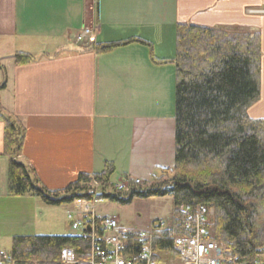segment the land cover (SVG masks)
<instances>
[{
    "label": "crops",
    "instance_id": "1",
    "mask_svg": "<svg viewBox=\"0 0 264 264\" xmlns=\"http://www.w3.org/2000/svg\"><path fill=\"white\" fill-rule=\"evenodd\" d=\"M179 24L260 35V99L248 115L264 119V0H0V112L20 123L19 159L47 190L100 173L105 163L116 181L146 185L173 167L170 61ZM84 26L97 28L96 44L118 45L106 53L78 49ZM16 53L33 60L17 66ZM4 129L0 118V242L29 235L21 225L44 205L11 196Z\"/></svg>",
    "mask_w": 264,
    "mask_h": 264
},
{
    "label": "trees",
    "instance_id": "2",
    "mask_svg": "<svg viewBox=\"0 0 264 264\" xmlns=\"http://www.w3.org/2000/svg\"><path fill=\"white\" fill-rule=\"evenodd\" d=\"M117 45L94 42L86 50L106 53ZM13 57L17 66L33 60L24 53ZM170 62L175 70L171 169L158 170L148 185L132 187L125 194L115 193V183L110 182L112 163H105L100 173L79 174L64 189L47 190L19 159L24 133L20 123L1 111L9 192L55 207L93 199L126 206L135 199L170 197L172 216L166 228L158 231L159 221H153L149 229L156 260L174 257V238L186 234L178 207L205 206L213 210L215 240L239 261L251 264L257 255L264 257V119L248 115L260 99V35L179 24ZM136 237L129 236L126 254L137 253ZM62 249L72 250L78 262H85L93 249L103 247L79 234L16 235L8 255L14 264H62Z\"/></svg>",
    "mask_w": 264,
    "mask_h": 264
},
{
    "label": "built area",
    "instance_id": "3",
    "mask_svg": "<svg viewBox=\"0 0 264 264\" xmlns=\"http://www.w3.org/2000/svg\"><path fill=\"white\" fill-rule=\"evenodd\" d=\"M95 26H84L75 37V44L82 48L89 47L95 42ZM139 178L122 177L115 182V193H128L132 187L141 186ZM97 188V184L93 183ZM104 199H95L90 202L77 201L76 218L68 213V225L71 230H80V235L90 238L94 246L103 249L92 250L88 261L78 262L70 249H62L60 261L62 264H248L239 261L231 250L215 240L212 230L213 210L205 206L190 208L178 207V214L183 218L185 235L174 238L173 256H160L156 260L152 252V235L150 230L123 228L116 217L100 216L96 207ZM82 203V204H81ZM166 228V224L159 221L158 231ZM100 231V235L97 231ZM136 234L138 244L137 253L126 254L129 236ZM97 244V245H96ZM96 248V247H95ZM99 250V251H98ZM0 264H14L8 254L0 255ZM251 264H264V257L257 255Z\"/></svg>",
    "mask_w": 264,
    "mask_h": 264
},
{
    "label": "rangeland",
    "instance_id": "4",
    "mask_svg": "<svg viewBox=\"0 0 264 264\" xmlns=\"http://www.w3.org/2000/svg\"><path fill=\"white\" fill-rule=\"evenodd\" d=\"M77 47L78 49L89 48H82L79 45ZM110 182L113 184L117 182L116 177L112 176ZM77 203L59 207L43 205L41 209H34V214L32 216L28 214L27 222H25L24 226L21 225L23 229L21 233L42 236L80 235L79 229L71 230L68 225L69 212L73 214V218L77 217L75 214ZM96 211L100 216L116 217L123 228L135 229V227H143V224L147 226V223L154 217H161L162 219L168 217L166 219L168 223L172 216V203L170 197H155L140 202L134 201L132 205L126 206L104 201L96 207ZM30 217L32 222H30ZM10 247L11 240L0 242V249L4 252L9 251Z\"/></svg>",
    "mask_w": 264,
    "mask_h": 264
}]
</instances>
